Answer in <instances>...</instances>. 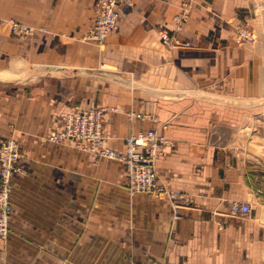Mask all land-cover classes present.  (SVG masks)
<instances>
[{"label":"crops","instance_id":"crops-1","mask_svg":"<svg viewBox=\"0 0 264 264\" xmlns=\"http://www.w3.org/2000/svg\"><path fill=\"white\" fill-rule=\"evenodd\" d=\"M94 2L0 0V17L32 28L18 37L0 25V138L17 141L23 169L0 264H244L251 228L228 205L246 203L252 182L231 148L241 112L231 103L264 93L255 0H130L103 50L80 39ZM241 24L259 34L254 46L236 42ZM94 107L117 152L150 128L173 141L157 185L189 201L130 194L119 161L46 139L60 115Z\"/></svg>","mask_w":264,"mask_h":264},{"label":"built area","instance_id":"built-area-1","mask_svg":"<svg viewBox=\"0 0 264 264\" xmlns=\"http://www.w3.org/2000/svg\"><path fill=\"white\" fill-rule=\"evenodd\" d=\"M130 0H97L95 23L82 36V40L97 44L99 50H103L109 35L117 30L118 8L128 4ZM178 22L185 21L187 14L175 16ZM6 24L11 32L23 37L30 35L32 28L27 24L14 19H1L0 25ZM236 36L241 44L251 43L256 40L255 35L245 29L236 30ZM160 36L165 44H170V37L161 32ZM174 45H180L175 43ZM105 108H76L72 112L61 115L57 122L59 127L49 132L47 139L54 143L71 142L94 158L105 157L119 161L127 174V187L130 194L147 192L157 194L162 192L173 201L186 203L189 196L175 191H165L157 185L156 162L162 156L165 147H172L174 142L159 133L155 128L131 133L126 136L125 150L117 152L106 146L108 136L103 131V113ZM130 118H148L157 123L156 116L142 113H129ZM167 124L161 125L164 129ZM21 152L18 143L11 138L0 139V236L7 230V223L11 214V205L8 199L11 190V177L23 169L19 165ZM250 212L247 203L233 200L228 205V213L232 216H245ZM177 216H175L176 218ZM129 264H136L129 262ZM151 264H154L153 262Z\"/></svg>","mask_w":264,"mask_h":264},{"label":"rangeland","instance_id":"rangeland-1","mask_svg":"<svg viewBox=\"0 0 264 264\" xmlns=\"http://www.w3.org/2000/svg\"><path fill=\"white\" fill-rule=\"evenodd\" d=\"M96 2L97 0H95L93 6V12H94L93 24L95 23V19H96ZM255 3H256L254 9L255 17L253 18L254 19L253 25H258L260 29L262 28L263 30L264 0H255ZM0 18L4 20L11 19V18H2V17ZM1 25H6V24H1ZM253 25L241 24L236 28V30L243 28L245 30L252 32L255 35L256 40L254 42L244 43V44H249L254 46L260 40L259 34L256 35L252 30ZM234 34H235L234 37L236 42L239 43L236 33ZM80 39L82 42H86L82 40V37ZM92 44H94L97 47V44L95 43ZM0 74H5V73L3 71L0 72ZM231 104L235 105L241 111L240 121L237 124L232 135L233 142L231 148L234 151L235 157L240 162L241 166L245 167L248 170L249 174L251 175V182H252V190L249 196V200L246 202L250 207V212L248 215L239 216L242 218L243 217L246 218L244 221L246 222L247 227L248 225H250L251 228L250 245L248 246V248H246L245 251L244 264H264V93L260 96H253L249 99H245L242 102L235 100ZM1 116L2 114L0 113V120H1ZM7 138H0V139H7ZM70 143L71 142L65 144H70ZM73 145L75 146V144ZM8 199L10 201V195L8 196ZM10 205H11V214H12L11 201H10ZM9 219H8V223H9ZM8 223H7L6 233L3 236H0V242H2L3 246L6 244L5 242L9 233ZM3 246L1 249L4 248Z\"/></svg>","mask_w":264,"mask_h":264}]
</instances>
